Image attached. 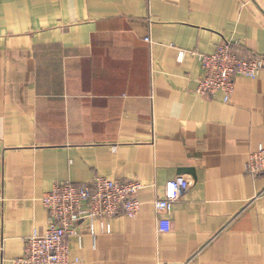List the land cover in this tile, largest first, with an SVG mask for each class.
<instances>
[{
    "label": "crops",
    "instance_id": "obj_1",
    "mask_svg": "<svg viewBox=\"0 0 264 264\" xmlns=\"http://www.w3.org/2000/svg\"><path fill=\"white\" fill-rule=\"evenodd\" d=\"M223 42L264 59V0H0V264L45 231V192L96 176L140 181L141 208L94 238L81 223L75 264H264V176L245 170L264 78L227 102L195 91L192 53ZM178 175L188 190L158 213Z\"/></svg>",
    "mask_w": 264,
    "mask_h": 264
},
{
    "label": "built area",
    "instance_id": "obj_2",
    "mask_svg": "<svg viewBox=\"0 0 264 264\" xmlns=\"http://www.w3.org/2000/svg\"><path fill=\"white\" fill-rule=\"evenodd\" d=\"M150 42V38H145ZM201 65L202 75L197 80L196 93L207 97L222 93L227 102L238 77L264 78V59L258 55H241L229 42L220 44L212 53H192ZM183 56V53H182ZM246 173L257 178L264 176V146L249 153ZM190 184L183 175L170 179L164 197L154 202L158 213L169 214L174 203L188 190ZM143 185L138 180L96 176L87 182L74 185L58 182L45 192L40 201L47 212V227L43 233L34 232L24 240L22 253L12 264H75L70 256L68 238L79 236V227L87 222L92 238L97 228L109 232V222L117 216L135 218L141 208L138 192ZM264 196V187L257 195ZM171 221L160 217L158 232H168ZM194 255L180 264H195Z\"/></svg>",
    "mask_w": 264,
    "mask_h": 264
}]
</instances>
